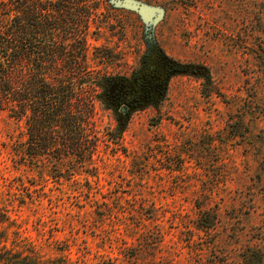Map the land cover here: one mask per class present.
<instances>
[{
    "label": "rangeland",
    "instance_id": "374dc122",
    "mask_svg": "<svg viewBox=\"0 0 264 264\" xmlns=\"http://www.w3.org/2000/svg\"><path fill=\"white\" fill-rule=\"evenodd\" d=\"M50 1L43 17L57 14ZM138 1L157 7L154 26L110 0L78 5L87 28L66 46L83 39L75 76L93 79L77 92L131 78L153 36L178 67L164 96L121 122L102 93L82 167L74 154L59 168L57 154L33 155L30 111L0 110V207L15 221L0 225V249L37 264H264V0ZM57 61L47 78L59 83Z\"/></svg>",
    "mask_w": 264,
    "mask_h": 264
},
{
    "label": "trees",
    "instance_id": "16d2710c",
    "mask_svg": "<svg viewBox=\"0 0 264 264\" xmlns=\"http://www.w3.org/2000/svg\"><path fill=\"white\" fill-rule=\"evenodd\" d=\"M51 2L0 0V110L18 121L30 111V152L33 155L53 152L58 158L51 164L59 168L71 164L63 158L65 154H74L79 158L73 160L75 167H82L92 164L86 155L95 152L97 147L92 137L96 130L92 120L95 100L101 99L105 82L95 83L101 89L98 93L93 94L92 89L77 92L78 85L93 79L75 76L80 68L76 59L86 54L85 43L81 39L70 47L66 44L72 32L77 33L82 26L87 28L83 18L88 10L78 6L85 0H58L54 6L57 14L43 17L41 6L47 9ZM55 29L62 34L55 36ZM146 43L158 47L153 36H147ZM58 57L64 59L61 66L64 75L59 83L56 78H47V73L56 75L60 70ZM27 62L31 67L29 74L24 71ZM25 155L26 149L21 144L13 157L18 166L25 165ZM14 222L9 210L0 207V225ZM8 228L9 225L2 228L0 237L3 238ZM36 262L32 253L24 255L23 251L8 249L6 245L0 249V264Z\"/></svg>",
    "mask_w": 264,
    "mask_h": 264
},
{
    "label": "flooded vegetation",
    "instance_id": "af4514ba",
    "mask_svg": "<svg viewBox=\"0 0 264 264\" xmlns=\"http://www.w3.org/2000/svg\"><path fill=\"white\" fill-rule=\"evenodd\" d=\"M156 50L155 46L147 44L139 71L131 78L111 77L105 82L104 101L116 111L117 120L125 121L134 110L154 105L164 96L167 82L178 67Z\"/></svg>",
    "mask_w": 264,
    "mask_h": 264
},
{
    "label": "water",
    "instance_id": "95a60500",
    "mask_svg": "<svg viewBox=\"0 0 264 264\" xmlns=\"http://www.w3.org/2000/svg\"><path fill=\"white\" fill-rule=\"evenodd\" d=\"M110 2L114 7L125 8L138 13L146 24L154 26L149 21L151 20L150 17L154 14V9L157 7L142 3L138 0H110Z\"/></svg>",
    "mask_w": 264,
    "mask_h": 264
}]
</instances>
